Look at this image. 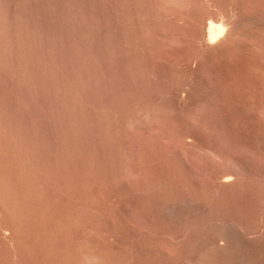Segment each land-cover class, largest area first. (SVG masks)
Wrapping results in <instances>:
<instances>
[{"label": "rangeland", "instance_id": "374dc122", "mask_svg": "<svg viewBox=\"0 0 264 264\" xmlns=\"http://www.w3.org/2000/svg\"><path fill=\"white\" fill-rule=\"evenodd\" d=\"M0 264H264V0H0Z\"/></svg>", "mask_w": 264, "mask_h": 264}, {"label": "bare ground", "instance_id": "6f19581e", "mask_svg": "<svg viewBox=\"0 0 264 264\" xmlns=\"http://www.w3.org/2000/svg\"><path fill=\"white\" fill-rule=\"evenodd\" d=\"M215 25V24H214ZM212 25L211 24V22H208V24L206 25V26H204V27H206L205 28V36H206V38H205V41H206V43H208L209 45H210V43H212L213 42V40L216 38V36L214 35V32L215 31H218V30H220V24L218 25ZM223 26V25H222ZM223 28V27H222ZM204 31V30H203ZM226 31V30H225ZM216 34V33H215ZM220 34H222V33H220ZM219 34V35H220ZM204 35V34H203ZM218 37H219V35H218V33L216 34ZM227 35V34H226ZM215 36V37H214ZM214 37V38H213ZM203 38V37H202ZM222 38H224V37H222ZM218 39V38H217ZM227 39V38H226ZM218 42V41H217ZM221 42V41H220ZM205 43V42H204ZM203 43V44H204ZM212 45V44H211ZM217 45V44H216Z\"/></svg>", "mask_w": 264, "mask_h": 264}]
</instances>
